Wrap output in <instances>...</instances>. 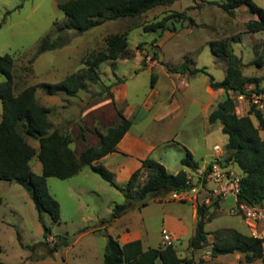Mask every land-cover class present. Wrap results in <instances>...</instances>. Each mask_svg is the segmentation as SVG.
I'll list each match as a JSON object with an SVG mask.
<instances>
[{
  "label": "rangeland",
  "instance_id": "obj_1",
  "mask_svg": "<svg viewBox=\"0 0 264 264\" xmlns=\"http://www.w3.org/2000/svg\"><path fill=\"white\" fill-rule=\"evenodd\" d=\"M61 1L65 0H0V55L9 53L14 57V93L28 85L53 83L71 73L85 72L82 59L91 53L104 50L105 37L108 34L128 31L129 47H134L140 40L149 41L152 38L151 32H145L142 26L135 24L153 21L169 11H181L193 3V0H177L169 7L156 6L140 16L105 21L82 33L75 29H66L62 32L68 39L65 44L34 56L39 41L46 35L55 37L58 33L57 27L65 21V15L58 6ZM204 1L196 12L192 10L189 13L194 19V26L190 29L182 27L179 35L165 44L163 52L166 57H179L184 52L181 61L189 64L203 62L214 79L219 81L225 76L227 60L223 56H213L205 41L212 36H234L235 39L231 42L234 52L242 58L243 74L260 77L259 87L264 89V31H246L244 23L234 20L216 4L210 3L223 0ZM252 1L264 9V0ZM188 22L185 20L184 24ZM212 31H216L217 35H213ZM205 49L211 59L205 56ZM157 53L162 55L160 49H157ZM259 58L263 59L262 64L256 62ZM129 64L118 61L114 67L110 61L103 62L98 68L99 80H87L86 89L78 90V96L72 98L70 103L67 101V93L50 96L41 87H37L35 96L39 102L51 108L52 121L57 122L59 127L63 125L70 128L72 125L75 132V124L86 100L93 93L107 91L117 81V76L126 72ZM139 71L140 74L132 83L142 93L149 86L151 73L147 67ZM131 72L133 74L134 71ZM128 76L129 74L126 75ZM4 79L0 74V80ZM206 79L208 77L203 74L197 76V82ZM238 103L239 112L247 114L251 106L249 99L243 95ZM261 109L264 113V106ZM1 114L0 100V119ZM250 117L257 126L256 116L250 114ZM260 135L264 138V131L261 130ZM226 139L227 136L221 130L216 131L214 140L217 144L224 145ZM27 140L33 146H38L36 139L27 136ZM30 164L34 172L41 173V165L36 157L31 159ZM47 186L50 194L59 202L60 217L58 222H54L48 212H42L43 221L50 230L45 238L38 218L39 213L30 193L15 181L0 180V261L6 264H103L102 256L109 237L104 234L103 222L113 219L111 217L115 205L126 201L124 193L111 186L89 166L69 178L47 177ZM207 196L208 192L201 189L197 203L200 204ZM220 200L216 201L217 205H214L215 200L210 202L212 205L207 215L212 214V217L205 224L208 242L213 238L212 232L222 227H232L242 233L249 232L251 222L229 211V207L233 205L232 197L225 198L221 207ZM158 203L148 202L141 205L138 201H133L128 208L131 210L127 216L130 221L123 217L118 222V227L124 228L128 224L141 226L144 245L155 248L162 240V233H169L168 228L177 222L176 218L179 220L178 214H183L185 221L190 222L191 210L188 205L176 201L164 205ZM87 216L91 219H87ZM191 236L192 233L187 232L176 244L177 251L192 260L190 264H261L260 260L245 263L241 256L238 259L235 257L236 253L211 257L210 253L202 251L209 249V246L194 251L191 248L186 249ZM156 264L161 262L157 261Z\"/></svg>",
  "mask_w": 264,
  "mask_h": 264
},
{
  "label": "trees",
  "instance_id": "obj_2",
  "mask_svg": "<svg viewBox=\"0 0 264 264\" xmlns=\"http://www.w3.org/2000/svg\"><path fill=\"white\" fill-rule=\"evenodd\" d=\"M176 0H65L58 3L65 15V21L57 27L58 33L51 38L46 35L42 38L34 52L40 53L62 46L67 38L62 33L66 29H75L85 32L105 21L116 20L124 17L140 16L156 6H167ZM203 0H193V5L181 11H170L153 21L137 23L145 32H158L166 29L176 30L177 25L182 26L185 20L188 25L193 23L189 15L192 10L198 9ZM219 6L229 16L235 14V9L245 5L249 12L257 16L245 23L246 31H264V9L252 0H223L210 1ZM1 25V23H0ZM129 29V28H128ZM128 31L106 35V48L96 53H91L82 59L85 72H75L67 75L62 80L53 83H39L24 87L18 93L13 90L12 68L14 57L5 53L0 55V74L5 79L0 80V100L2 114L0 119V180L15 181L23 186L29 193L39 213V221L43 226V235L48 237L50 230L45 225L42 212L50 214L54 222L59 221V202L50 194L47 186V177L55 176L61 179L77 174L84 166L89 165L111 186L121 190L126 201L113 208L111 218L120 216L129 208L133 201L146 205L149 200L156 197L169 195L172 191L187 188L188 174L185 169L176 173L168 172L157 160L147 157L142 160L141 168L145 167L146 176L142 183L141 168L135 170L124 185L116 182L114 173L95 160L108 152L116 149L117 142L129 129L132 121L122 117L117 124L106 128H94L91 131L99 136V144L86 147L76 153L71 148L73 137L68 130L54 125L50 118L51 109L41 104L35 96L37 87H41L48 95L65 92L70 96L76 95L78 90L86 89L87 80H99L98 68L105 62L114 64L118 59L132 58L134 49L128 46ZM234 36L210 41L211 51L217 56L226 58V72L222 80H215L204 67L191 66L187 61L182 62L172 70L189 71L190 73L205 72L209 77L211 87L222 88L226 96L220 100L208 115L209 122L219 121L221 130L227 136L223 146L224 156L216 161L223 167H235L240 175L239 200L250 203L264 204V138L260 131H264V113L251 103L247 114L238 115L236 112L237 95L243 94L249 101L253 93L264 92L259 87L260 77L245 75L242 72V58L233 49ZM144 42L136 45L137 49L143 48ZM156 47V46H155ZM151 47L152 56L157 54L156 48ZM259 64L263 59H257ZM119 80V79H118ZM117 80V81H118ZM154 75L151 77V84ZM255 87L247 89V85ZM103 91L93 93L92 96L101 95ZM91 96V97H92ZM250 114H254L258 125H254ZM85 127H80L78 137L84 139ZM27 136L38 141V147L33 146ZM36 157L42 166L41 173L32 170L30 161ZM214 161V160H213ZM212 162V161H211ZM182 165L190 169L198 167L192 154L186 151L181 159ZM215 200L214 205H217ZM2 197L0 196V206ZM212 204L200 203L196 207V225L194 235L189 240V247L194 251L205 248L216 257L223 254L240 253L241 260L251 263L260 260L264 264V241L253 237L249 233H242L232 227H222L212 232V240L208 242L205 224L210 221L212 214L207 215ZM190 264L191 259L178 255L173 244L144 249L141 240L136 239L120 244L109 236L103 253V264ZM0 264H6L0 261ZM220 264V263H213Z\"/></svg>",
  "mask_w": 264,
  "mask_h": 264
},
{
  "label": "crops",
  "instance_id": "obj_3",
  "mask_svg": "<svg viewBox=\"0 0 264 264\" xmlns=\"http://www.w3.org/2000/svg\"><path fill=\"white\" fill-rule=\"evenodd\" d=\"M174 2L172 4H174ZM204 2V0L201 1L200 7ZM193 4L194 3L191 5ZM167 7H169V5H167ZM198 9L194 11L196 12ZM225 14L227 13L225 12ZM230 17L244 23V26L250 19L257 18L255 14L249 12L245 5L238 6L235 9V14ZM193 24L194 19L191 25H185L183 22L182 26H179L176 23V30L166 29L160 34H158V32H151L152 38L149 41L140 40L134 47H130L134 49V56L132 58L118 59L113 64L115 67L118 61L125 65L131 62L128 67H126V72L122 75H118L117 80H119L110 86L107 91L104 90L101 95L92 96L86 100L84 106L81 108L80 118L77 120V124H75V127H77L75 132L72 130V125L70 128L63 125L59 127L57 122L52 121L55 126L68 130L71 133L73 137L71 148L76 153H79L88 146L99 144V136L92 132V129L97 127L103 130V128L119 123L122 117L131 119L132 123L129 129L117 142L116 149L94 161V163H101L112 171L116 182L120 185H124L131 174L135 170L141 168L142 160L147 157L160 162L168 172L176 173L180 169H185L190 172V168L185 167L181 163V159L185 156L186 151L192 154L193 159L198 163L197 168L199 169L205 168L214 159L224 156V145L220 146L214 140L216 131L221 130V123L219 121L209 122L208 115L216 104L226 96L225 90L211 87L209 84V77L205 72L190 73L187 70H172L183 62L181 59H183L185 55L184 52L182 53L184 55L181 54L179 57L170 56L169 58L166 57L163 52L165 44L176 38L182 27H188L190 29L194 26ZM132 25L130 27H132ZM212 32L213 35H217L216 31ZM221 38L224 37L212 36L205 41L213 56H215V54L211 51L210 41ZM140 42H144V45L147 46L143 49H137L136 45ZM174 42L177 43V40ZM151 47H155L156 52L157 49H160L162 55L160 56L157 53L155 56H152V61L148 62L145 60V56L147 54H152ZM188 52L189 51H187V53ZM206 55L207 59H211L208 57V51L205 49V56ZM190 65H194L198 68L204 67L205 70L210 73L203 62L198 63L196 61ZM144 67L149 68L151 77L154 75V81L151 84L150 78L149 86L145 88L142 93H139L136 86L133 85L132 80L140 74L139 69ZM131 71H134L133 74H130L132 73ZM128 74L129 76L126 77ZM199 74L207 76L208 79L197 82V76ZM252 86L254 85H247V88H252ZM61 93L63 92H58L50 96H57ZM78 94L79 92L74 96L69 95L67 101L70 103L72 98H76ZM238 101L239 100H237L236 112L238 115H243L239 112ZM45 106L49 107L48 105ZM80 127L86 128L84 131V139L77 136ZM217 146L219 147L218 149H216ZM141 171L143 172L140 177L142 183L146 176L145 167H142ZM79 172L73 176L78 175ZM223 200L224 199L220 200V207ZM171 201L186 204L191 210L190 222L185 221L183 214H178L179 220L176 218L177 222L173 223L170 227L168 226L174 249L179 256L184 257L177 251L176 244L180 242L181 236L185 235L187 232L190 231L192 236L194 235L197 220V205L191 197L185 200H176L170 199L169 195H166L149 200V202H159L158 204L161 205ZM130 211L131 210L126 209L122 213L123 215L121 214L122 216L120 215L110 219L107 223L103 222L102 229L104 234L113 237L120 244L139 239L144 249L152 248L144 245V234L141 230V226L128 224L124 228L118 227V222L123 217L130 221V217H127ZM182 212L184 213L185 211ZM86 218L91 219L90 216ZM97 218L101 219L99 216ZM189 240L186 249L190 248ZM158 246H164L162 240ZM202 251L209 253L207 249ZM240 256V253L235 254L237 259L240 258Z\"/></svg>",
  "mask_w": 264,
  "mask_h": 264
},
{
  "label": "built area",
  "instance_id": "obj_4",
  "mask_svg": "<svg viewBox=\"0 0 264 264\" xmlns=\"http://www.w3.org/2000/svg\"><path fill=\"white\" fill-rule=\"evenodd\" d=\"M145 60L152 61V54H147ZM242 96L243 94L237 95V99H241ZM250 102L257 108H263L264 92L253 93ZM187 184L189 186L185 189L172 191L169 194L170 199L185 200L191 197L198 204L197 197L201 189L209 194L202 199L201 203L205 205L210 204L212 200L232 197L233 205L229 207V211L242 216L245 221L251 222L249 234L264 241V204L238 199L240 175L235 167H223L214 159L205 168L190 169ZM162 243L164 246L172 243V237L168 232L162 233Z\"/></svg>",
  "mask_w": 264,
  "mask_h": 264
}]
</instances>
